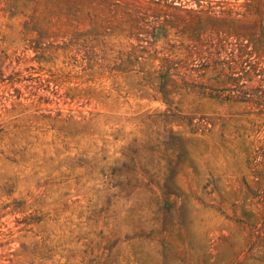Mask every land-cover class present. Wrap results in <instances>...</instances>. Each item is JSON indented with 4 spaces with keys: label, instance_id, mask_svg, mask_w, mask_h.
I'll return each mask as SVG.
<instances>
[{
    "label": "rangeland",
    "instance_id": "obj_1",
    "mask_svg": "<svg viewBox=\"0 0 264 264\" xmlns=\"http://www.w3.org/2000/svg\"><path fill=\"white\" fill-rule=\"evenodd\" d=\"M0 264H264V0H0Z\"/></svg>",
    "mask_w": 264,
    "mask_h": 264
}]
</instances>
